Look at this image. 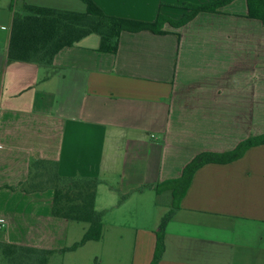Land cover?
<instances>
[{
	"label": "crops",
	"instance_id": "obj_1",
	"mask_svg": "<svg viewBox=\"0 0 264 264\" xmlns=\"http://www.w3.org/2000/svg\"><path fill=\"white\" fill-rule=\"evenodd\" d=\"M93 1L107 15L156 22L217 0ZM24 4L87 9L82 0ZM14 13L13 0H0V242L58 250L88 228L53 215L54 189H11L28 179L37 154L62 176L100 180L103 238L65 257L100 243L73 259L151 264L172 209L171 192L156 186L203 152H230L264 135V21L249 16L247 0H234L182 27L166 23L164 33L123 32L115 54L101 52L92 34L51 64H8ZM160 196L168 197L163 205ZM173 211L158 264H264V144L199 168Z\"/></svg>",
	"mask_w": 264,
	"mask_h": 264
},
{
	"label": "trees",
	"instance_id": "obj_2",
	"mask_svg": "<svg viewBox=\"0 0 264 264\" xmlns=\"http://www.w3.org/2000/svg\"><path fill=\"white\" fill-rule=\"evenodd\" d=\"M86 11L61 10L52 7L24 4L15 11L11 28L7 63L51 64L64 48L72 47L83 38L96 34L101 39L99 50L104 53L118 52L123 32L152 31L164 33L166 23L179 28L186 25L200 12H217L234 0H217L201 5H186L187 15L174 20L160 14L156 22L137 21L107 15L93 0H82ZM249 16L264 21V0H247ZM1 95V82H0ZM264 144V135L248 139L235 150L226 153L203 152L184 169L182 176L156 186L158 194L166 191L172 195V209L162 218L156 232L157 242L154 259L158 264L165 251L166 228L175 209L186 195L195 172L208 163L226 164L243 157L253 146ZM100 180L92 177H67L58 171V163L33 154L29 177L12 190L24 192L55 191L52 213L70 221L88 225L82 239L70 247L58 250L0 242V264H50L57 256L77 250L90 241H100L104 234L103 213L96 209V197ZM3 187H0L2 189ZM123 200V198H122Z\"/></svg>",
	"mask_w": 264,
	"mask_h": 264
},
{
	"label": "rangeland",
	"instance_id": "obj_3",
	"mask_svg": "<svg viewBox=\"0 0 264 264\" xmlns=\"http://www.w3.org/2000/svg\"><path fill=\"white\" fill-rule=\"evenodd\" d=\"M22 9V0L19 1L18 5H16L15 9L13 7V11H20ZM116 179V178H114ZM116 185L115 187H117L118 184H114ZM2 189H6V188H2ZM0 189V190H2ZM52 188H47L44 189L43 191H52ZM119 196L121 197V193H119ZM168 200V197L163 196V197H159L158 198V204L159 205H163V203L165 201ZM168 213V212H167ZM166 213V214H167ZM79 226H87L86 223H77ZM91 246V247H90ZM100 243H94L93 245H89V247H83V249H80L77 253H74L73 255H68V257L63 256H57L55 257L54 261L51 264H79V258H75L73 259L72 256H76L78 254H84L86 252V250H88L89 248L91 249L90 254H95L97 252V250L99 249ZM76 254V255H75ZM81 264H86L83 260Z\"/></svg>",
	"mask_w": 264,
	"mask_h": 264
},
{
	"label": "built area",
	"instance_id": "obj_4",
	"mask_svg": "<svg viewBox=\"0 0 264 264\" xmlns=\"http://www.w3.org/2000/svg\"><path fill=\"white\" fill-rule=\"evenodd\" d=\"M18 2H19V0H13V7H14V9H15L16 5H18Z\"/></svg>",
	"mask_w": 264,
	"mask_h": 264
}]
</instances>
